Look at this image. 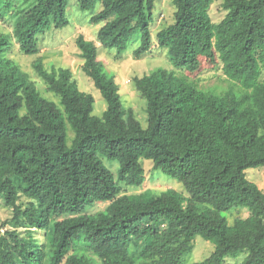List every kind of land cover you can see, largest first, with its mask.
<instances>
[{
  "label": "trees",
  "instance_id": "trees-1",
  "mask_svg": "<svg viewBox=\"0 0 264 264\" xmlns=\"http://www.w3.org/2000/svg\"><path fill=\"white\" fill-rule=\"evenodd\" d=\"M24 1L31 6L18 11L12 36L21 53L36 56L38 35L68 26L67 0ZM171 1L174 22L157 32L156 44L173 70L133 78L146 101V128L124 110L115 77L83 35L75 45L82 71L106 102L101 118L69 69L48 71L38 58L33 69L61 109L43 98L6 58L10 36L0 32V203L11 211L0 221V264H181L196 236L214 251L195 264H225L240 252L247 253L241 264H264V192L244 174L264 167V0H222L217 24L208 14L214 0ZM155 2L79 0V8L102 6L90 22L102 25L108 50L123 51L140 30V58L152 46ZM202 60L220 63L241 93L215 94L178 75L199 72ZM99 157L116 160L118 179L130 186L145 180L140 160L151 161L183 184L187 205L172 191L121 195ZM96 203L108 205L89 214ZM232 208L249 215L229 225L221 213Z\"/></svg>",
  "mask_w": 264,
  "mask_h": 264
},
{
  "label": "rangeland",
  "instance_id": "rangeland-1",
  "mask_svg": "<svg viewBox=\"0 0 264 264\" xmlns=\"http://www.w3.org/2000/svg\"><path fill=\"white\" fill-rule=\"evenodd\" d=\"M222 0H214L209 8L208 14L213 24H217L225 15L221 7ZM30 2L24 0H0V32L9 35L10 49L6 54L7 59H12L20 68L28 74L41 96L58 106L59 98L48 92L46 84L38 77L33 69V62L41 59L48 71L52 68L69 69L72 78L76 82L78 89L89 94L94 99L92 115L101 118L106 110V102L94 87L93 82L82 71L83 60L79 56V51L75 45V39L83 35L97 47L98 60L101 61L105 69L115 77L119 88L121 103L124 110L132 109L135 118L143 128L147 127L146 101L141 98L135 89L133 78L148 75L156 68L173 70L168 59L166 50L160 49L156 44V34L174 22L175 7L171 0H156L149 21L152 46L149 52L136 58L134 50L140 45V30H135L130 40L124 45L123 51L108 50L103 46L106 39L101 35L103 29L101 24L94 25L90 22V17L101 10V5L97 4L92 11H81L79 0H67L66 16L68 26L63 29L50 28L37 37V47L39 53L36 56H25L19 50L17 41L12 36L18 11L29 8ZM178 75H185L196 81L198 86L206 91L215 94H222L232 90L235 94H240L238 85L228 80L222 72L220 63L211 64L202 60V67L199 72L190 74L187 72H177ZM261 80L264 81V71ZM61 109V108H60ZM68 144L73 137V132L67 125ZM102 164L113 174L115 185L121 188V195H135L146 192L147 196H157L161 193L172 191L180 198L183 206H186L190 199L189 193L179 181L168 177L161 171L156 170L149 160H140L145 171V180L140 186L126 185L118 179L120 168L116 160L99 157ZM248 181L257 185L264 192V167L250 168L244 171ZM107 203H96L87 212L94 214L106 208ZM199 210H205L208 206L198 204ZM249 215L247 208H232L221 213L229 225H233L236 219H245ZM11 216L10 209L0 203V221H5ZM40 237V232H37ZM214 251V245L196 236L192 241V249L186 254L181 264H195L206 259ZM78 253H82L79 251ZM246 252H240L236 256L229 255L225 258V264H241Z\"/></svg>",
  "mask_w": 264,
  "mask_h": 264
}]
</instances>
